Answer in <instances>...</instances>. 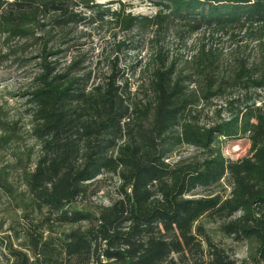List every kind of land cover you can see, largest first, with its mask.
I'll return each instance as SVG.
<instances>
[{"label": "trees", "instance_id": "trees-1", "mask_svg": "<svg viewBox=\"0 0 264 264\" xmlns=\"http://www.w3.org/2000/svg\"><path fill=\"white\" fill-rule=\"evenodd\" d=\"M152 1L159 10L139 16L123 3L108 12L93 0H0L2 44L39 47L25 100L36 157L20 167L21 190L0 171V190L29 223L14 247L0 222L7 264H264V0ZM105 15L121 31L151 29L156 44L175 22L196 36L179 63L159 46L138 70L120 66L118 40L106 68L76 43L61 66L53 40ZM240 136L248 154L224 156L222 138ZM184 145L196 151L170 160ZM105 173L117 197L93 204ZM223 180L228 194L203 193ZM214 234L244 242L247 256Z\"/></svg>", "mask_w": 264, "mask_h": 264}, {"label": "rangeland", "instance_id": "rangeland-1", "mask_svg": "<svg viewBox=\"0 0 264 264\" xmlns=\"http://www.w3.org/2000/svg\"><path fill=\"white\" fill-rule=\"evenodd\" d=\"M99 4L101 10H116L120 4L125 5V12L131 15L152 16L158 10L159 6L152 0H93ZM86 15L93 16L94 13L84 10ZM93 18V17H92ZM185 32V33H183ZM60 33V32H59ZM180 34L183 35L180 37ZM67 38L57 36L55 43L56 49H61V66H64L73 57V43L78 44V54L85 56L87 60L94 63H100V67L106 68L107 62L115 55L114 43L118 40H124L127 44L122 47L120 54V66L124 64L136 63V70L142 66L148 55L154 52L155 48L162 46L163 52L169 59L172 57L182 60L191 49V44L196 36L185 31V27L180 22L169 24L168 28L162 30L158 36L159 43L156 44L152 38L151 29L147 31H121L115 27V21L110 15H105L101 21L77 26L70 30ZM69 38H75L69 41ZM63 39H68L64 42ZM57 42V43H56ZM39 52L37 44H31L30 40L16 39L13 41V49L8 50L6 45L2 44L0 38V130L9 134L10 140L4 142L0 139V171L18 190L23 188L20 179V167L29 164L34 160L38 149L37 142L31 136L30 118L28 115V106L25 103L26 92L31 87L32 75L37 71L36 56ZM76 54V52L74 53ZM87 64V63H86ZM222 99H215V105L204 109V121H211L215 118L213 111L223 103ZM226 116V112L223 111ZM5 144H4V143ZM250 142L245 136L236 138H222L221 151L224 156L230 159H237L247 155ZM196 150L192 146L184 145L179 148L170 160H176L180 156H188ZM101 188L95 195L90 197L93 204H109L117 197L116 187L117 178L109 173L100 176ZM230 187L226 180L215 186L212 190L203 191L204 194L218 192L226 195ZM13 203L0 190V222L3 223L1 235L5 237V242L14 247L19 246L24 238L23 232L26 231L29 223L20 216L14 214ZM15 218V219H13ZM204 221V220H203ZM217 223H208V226H216ZM214 241L220 243L227 252L232 254L238 260L245 258L248 254L247 246L244 242H238L230 237H224L220 234H214ZM8 249L0 248V264H7Z\"/></svg>", "mask_w": 264, "mask_h": 264}]
</instances>
